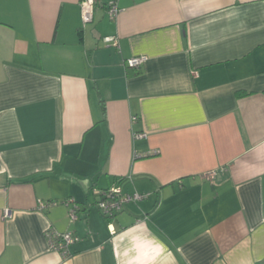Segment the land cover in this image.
Segmentation results:
<instances>
[{
    "label": "crops",
    "instance_id": "0c3cea01",
    "mask_svg": "<svg viewBox=\"0 0 264 264\" xmlns=\"http://www.w3.org/2000/svg\"><path fill=\"white\" fill-rule=\"evenodd\" d=\"M79 2L0 0V264H264V0Z\"/></svg>",
    "mask_w": 264,
    "mask_h": 264
},
{
    "label": "built area",
    "instance_id": "2783aa9c",
    "mask_svg": "<svg viewBox=\"0 0 264 264\" xmlns=\"http://www.w3.org/2000/svg\"><path fill=\"white\" fill-rule=\"evenodd\" d=\"M117 2L118 0H107L106 12L110 20H115L118 15L119 8ZM97 3L98 0H80V18L83 25L90 24L93 21L94 9ZM102 41L114 47L118 45L116 37H104ZM145 61L146 58L144 57H134L126 60L125 65L128 68L139 69ZM133 138L135 140L145 139L146 135L143 133H134ZM98 196L100 199L96 206L101 215L108 220L119 214L123 210L124 205L139 202L147 197V195L138 193L125 194L119 186H113L102 191ZM62 204L68 209L67 215L70 223L76 221L78 212L81 210L79 204L71 198L64 200ZM49 205L54 204L50 203ZM46 206L47 204L38 202V210H43ZM4 216L9 217V212L6 211ZM45 236L48 242V250L58 253L64 259L70 255L68 250L69 246L78 241V238L71 232L57 233L48 229L45 232Z\"/></svg>",
    "mask_w": 264,
    "mask_h": 264
},
{
    "label": "trees",
    "instance_id": "16d2710c",
    "mask_svg": "<svg viewBox=\"0 0 264 264\" xmlns=\"http://www.w3.org/2000/svg\"><path fill=\"white\" fill-rule=\"evenodd\" d=\"M245 95H248V94H240V96H245Z\"/></svg>",
    "mask_w": 264,
    "mask_h": 264
}]
</instances>
